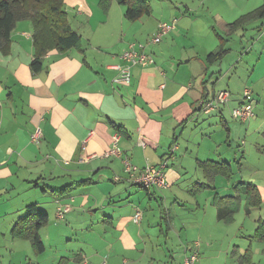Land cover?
Returning a JSON list of instances; mask_svg holds the SVG:
<instances>
[{
  "label": "crops",
  "instance_id": "obj_1",
  "mask_svg": "<svg viewBox=\"0 0 264 264\" xmlns=\"http://www.w3.org/2000/svg\"><path fill=\"white\" fill-rule=\"evenodd\" d=\"M154 1L175 6L165 14L155 11L148 0L149 14L129 22L118 0L106 14L98 0H64L69 26L80 45L47 52L36 73L30 68L32 24L17 23L8 48L0 51V236L6 232L11 236L30 205L47 214V224L53 217L69 223L64 225L68 231L79 213L89 215L85 221L91 225L102 224L101 233L93 236L101 246L90 244L89 254L80 250L68 259L62 257L61 264H101L106 263L104 257L107 264H142L150 257L147 244L153 233L158 234L155 245L160 248L177 225L180 233L196 234L206 240V249L213 250L218 243L214 239L223 230L220 224H232L241 207L240 213L249 217L264 205V21L233 26L264 7V0ZM173 20L175 29L164 35L163 42L145 49L155 64L132 67L130 83H113L117 67L124 65L123 51L132 43H146L158 23ZM221 47L225 52L221 59L208 62L207 57ZM246 88L255 100L253 116L240 122L233 119L232 110ZM218 91H228L230 100L210 114L203 113L198 102ZM13 119H23L28 127L23 138L13 132ZM37 128L41 137L32 142ZM116 133L118 148L134 166L166 164L167 189L134 186L119 158L103 156ZM199 162L226 163L230 174L215 175L208 188L199 190L197 185L206 184ZM113 175L119 180L112 181ZM217 177L229 182L231 193L219 194L214 186ZM21 184L40 190L39 197L38 191L28 192L31 199L42 201L49 195L51 201L28 205L22 200L14 206L12 192ZM246 184L255 187L258 207L249 206ZM207 190L211 191L207 198L199 201ZM157 192L158 208L151 217L143 210L140 223L134 224L132 217L143 207L142 201H151ZM215 199L226 200L227 209L233 211L230 222L221 219L223 210ZM59 205L70 207L63 219L56 218ZM259 220L264 217L248 225L253 224L252 236L243 234L244 221L238 234L230 236L227 249L233 264H241L239 257L248 251L253 264H257L254 257H260V263L264 259V240L255 237ZM188 250L180 252V264ZM199 250L201 254L202 247Z\"/></svg>",
  "mask_w": 264,
  "mask_h": 264
},
{
  "label": "rangeland",
  "instance_id": "obj_2",
  "mask_svg": "<svg viewBox=\"0 0 264 264\" xmlns=\"http://www.w3.org/2000/svg\"><path fill=\"white\" fill-rule=\"evenodd\" d=\"M151 4L152 6H154L155 11L157 10L162 11L165 14H167L168 9L173 10L175 6L174 4H164L163 2H157L154 0H151ZM154 8L152 7V10H154ZM27 21L28 20H25V22ZM163 40L164 38H162L161 43L163 42ZM3 97L1 99H3ZM21 118L23 117L21 116ZM23 121H24L23 119L21 120L19 119L17 122L14 119L12 121V124L14 125L13 132L18 133V139H19V134L21 135V138H23L26 129H28V127H26ZM10 139H13L12 135H10ZM234 168L236 169V167ZM191 174L192 171L188 172L186 178L191 176ZM114 175L112 177V181L116 177V176L114 177ZM118 176L119 175H117V177ZM237 177L238 176H235L234 180H237ZM214 186L217 188V191L219 192L220 195H225L232 192L231 185H229V182H227V180H225L223 177H217L214 182ZM97 187L98 185L93 186L89 188V191L95 190ZM99 188L101 189L100 186ZM30 191H38L36 192L38 193L36 194L37 197H39V195L40 196L42 195L39 194L40 190H34L32 188V185L21 184L19 190L12 192V194L15 195V197L12 198V202L14 203V206L17 205V202H21L22 200L29 202L28 205L34 202H41V205H44V203L46 202L45 199L51 201L49 195L46 196V198H42V201H40L41 199H39V201H36V199H31L33 195H29L28 192ZM155 191H159V189H155ZM209 192L211 191L207 190L201 192L200 196L197 199L199 201H204L209 195ZM181 195L183 196L185 195V193H181ZM163 196L165 199L168 198L166 196V193H164ZM159 197L160 195L157 192L155 197L152 198L151 201L148 200L142 201L143 207L142 208L139 207L140 211L143 213L144 210L145 213L148 214L149 217H151V215L153 214V209L155 210L158 208ZM240 210H242V207L240 208ZM240 210L236 214L235 221L232 224L230 225L220 224L223 230H220V233L217 235V239H214L218 243L216 244L213 250L206 249L205 248L206 240H203L200 237H196V234L191 232H186L185 234L180 233L178 231V226L176 225L177 230L171 232L167 237H165V239L163 240V246L160 248H158L157 245H155L156 235L158 234L153 233L152 235H150L151 243L147 244V253L150 254V257L148 260L145 259L142 264H165V263L180 264L181 262L178 261L177 259L183 248L190 249L186 251L185 257L189 255L190 252L197 253L196 264H220V263L233 264L234 257H231V255L228 253L230 252V249L229 251L227 249L230 236L232 234L234 235L238 234V230L242 226V221H244L245 223L243 227L245 228L243 234L245 236H252L254 227L253 224L252 225L250 224V228H248L249 223H251V221H253L258 217H262V218L264 217V205L259 209L252 210L251 215L249 217H245L244 215H242L240 213L241 212ZM17 216L18 215H16V217ZM85 219H89V215L86 217L85 216L82 217L79 213H76L73 218V220H75L76 223H72L71 229L70 231H68L66 226L64 225H69V223L65 224L64 221L56 220L55 217L50 218L47 226L44 227L40 232V236L46 247L45 252L41 255H35L31 251L28 241L13 239L11 238L9 233L6 232L4 236H0V264H59V263L61 264L62 261H64V260H60L62 257L68 259L75 254H79L80 250L85 251L87 254H89L93 248L91 245L97 246L99 248L101 246L100 242L95 241L93 236L96 233L98 234L101 233L102 224L94 223L93 225H91L89 221L86 222ZM16 220L17 219H15V221ZM177 232L179 233V236ZM195 243H199L200 245L195 247L194 246ZM200 247H202L201 254H199ZM103 259L106 260V264H107L108 258L104 257ZM254 259H255V263L258 264L259 262V264H264V259L262 260L261 263L259 261L261 259L260 257H254ZM59 260L61 262H59ZM68 263L69 262L66 261L63 264H68ZM86 264H90V263H86Z\"/></svg>",
  "mask_w": 264,
  "mask_h": 264
},
{
  "label": "trees",
  "instance_id": "obj_3",
  "mask_svg": "<svg viewBox=\"0 0 264 264\" xmlns=\"http://www.w3.org/2000/svg\"><path fill=\"white\" fill-rule=\"evenodd\" d=\"M112 1L98 0V6L104 14L108 12ZM118 2L125 7L124 16L129 22L139 20L150 12L148 0H118ZM254 19L264 21V7L241 17L233 26L237 27ZM25 20L30 21L33 27L34 60L30 64L33 73L41 69V58L47 52L51 50L66 51L80 45V38L72 32L69 26L64 9V0H0V51L8 48L11 33L17 23ZM224 53L221 47L217 52L210 54L207 61L220 60ZM198 167L203 172V177L206 180V184L200 183L197 185L199 190L208 188L215 175L228 177L230 174V167L226 163L199 162ZM134 186L149 190L141 185L135 184ZM245 186L248 189L249 206L251 208L258 207L260 198L255 187L251 184ZM225 202L224 199H215L217 207L223 210L221 219L230 222L233 211L227 209ZM47 222V214L38 212L35 205H30L27 207L25 217L13 226L11 236L27 240L32 252L39 255L45 249L39 231L46 226ZM255 237L264 240V220L257 222ZM239 262L241 264H253L250 252L248 251L244 256L239 257Z\"/></svg>",
  "mask_w": 264,
  "mask_h": 264
},
{
  "label": "built area",
  "instance_id": "obj_4",
  "mask_svg": "<svg viewBox=\"0 0 264 264\" xmlns=\"http://www.w3.org/2000/svg\"><path fill=\"white\" fill-rule=\"evenodd\" d=\"M176 21L173 20L170 23L161 22L158 23L157 29L154 34L146 43H132L128 48L121 54V59L124 63L122 66H118V74L113 78V83H130L131 81V68L134 66L148 67L155 64L154 58L151 54H148L145 49L147 45L158 44L165 34L169 31L175 29ZM230 100V93L228 91H218L214 92L210 98H202L199 102L200 110L205 114H210L211 112L219 109L221 106L226 104ZM253 106L254 98L252 92L249 88L244 89L240 99V103L232 110V117L236 121L245 122L250 117L253 116ZM41 137L40 129L37 128L31 135V141L37 142ZM120 140V135L115 134L112 137V144L110 149L103 155L104 157L114 156L121 160L122 171L129 181L136 185H141L144 188H156V189H167L169 185L165 182V163H160L158 165H151L146 163L144 168L139 169L134 166L128 157L122 154L118 148V142ZM139 145L144 147L145 143L139 141ZM115 181L119 178L116 176ZM70 207L68 205H59L56 209V218L63 219L66 213H68ZM141 211L136 210L132 221L134 224L138 225L141 221ZM199 243H195L197 247ZM197 253L190 252L189 255L184 259L183 264H196ZM105 264V262L101 263Z\"/></svg>",
  "mask_w": 264,
  "mask_h": 264
},
{
  "label": "bare ground",
  "instance_id": "obj_5",
  "mask_svg": "<svg viewBox=\"0 0 264 264\" xmlns=\"http://www.w3.org/2000/svg\"><path fill=\"white\" fill-rule=\"evenodd\" d=\"M147 189H156V188H147ZM187 256H188V255H187ZM187 256H186V257H187ZM186 257H185V258H186ZM185 258H184V259H185ZM183 262H184V261H183ZM105 264H106V263H105Z\"/></svg>",
  "mask_w": 264,
  "mask_h": 264
}]
</instances>
